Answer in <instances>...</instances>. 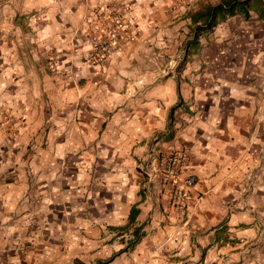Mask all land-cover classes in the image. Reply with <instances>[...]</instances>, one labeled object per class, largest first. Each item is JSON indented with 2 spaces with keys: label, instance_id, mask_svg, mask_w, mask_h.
<instances>
[{
  "label": "crops",
  "instance_id": "obj_1",
  "mask_svg": "<svg viewBox=\"0 0 264 264\" xmlns=\"http://www.w3.org/2000/svg\"><path fill=\"white\" fill-rule=\"evenodd\" d=\"M115 1L138 35L100 69L86 60L90 20ZM220 1L6 0L0 264H264V0L182 62L191 14ZM154 135L188 147L183 211L139 170ZM119 230L127 239L100 253Z\"/></svg>",
  "mask_w": 264,
  "mask_h": 264
},
{
  "label": "built area",
  "instance_id": "obj_2",
  "mask_svg": "<svg viewBox=\"0 0 264 264\" xmlns=\"http://www.w3.org/2000/svg\"><path fill=\"white\" fill-rule=\"evenodd\" d=\"M92 22L94 30L88 34L91 45L87 56L90 65L105 68L111 56L130 45L138 35V23L129 3H109ZM188 159V147L164 146L155 139L146 150L143 167L154 178L170 205L183 211L190 203V193L196 184L194 175L182 176ZM201 196H197L198 201Z\"/></svg>",
  "mask_w": 264,
  "mask_h": 264
},
{
  "label": "trees",
  "instance_id": "obj_3",
  "mask_svg": "<svg viewBox=\"0 0 264 264\" xmlns=\"http://www.w3.org/2000/svg\"><path fill=\"white\" fill-rule=\"evenodd\" d=\"M249 9L250 0H221L216 4H207L201 9L192 13L190 19L193 26L191 28L188 39L185 42V53L183 55L182 62L187 59V56L190 54L191 48L197 49L199 47L198 39L203 32L211 30L218 23H221L230 16L243 13L245 17H248ZM177 106L175 105L171 108V116ZM136 213L137 209L135 207H132L130 220H132ZM132 235L134 237L132 239H129V247L135 245L139 241L140 236L138 235V233H136V231L135 233H132Z\"/></svg>",
  "mask_w": 264,
  "mask_h": 264
},
{
  "label": "rangeland",
  "instance_id": "obj_4",
  "mask_svg": "<svg viewBox=\"0 0 264 264\" xmlns=\"http://www.w3.org/2000/svg\"><path fill=\"white\" fill-rule=\"evenodd\" d=\"M114 4H116V5H119V4H121V3H123V2H113ZM126 3V2H125ZM7 4L8 3H6V0H0V13H2L3 14V16L5 15V16H7L8 14H11L12 13V11H11V7H9V5L7 6ZM109 6L110 4L108 3V4H106V5H102V6H98L99 8H97V9H95L94 10V14H93V18H91V20H90V24L94 21V18H95V16L98 14V12L101 10V9H106L107 7L106 6ZM132 7V6H131ZM133 10V9H132ZM36 18H39V17H37L36 16ZM22 20H23V18L21 19V24L22 25H27V24H24V23H22ZM220 23H218L216 26H218ZM216 26H214L211 30H213ZM129 46V45H128ZM125 49V48H124ZM88 53H89V50L87 51V53H86V60H87V56H88ZM169 60H171V59H169ZM172 60L171 61H169V65L168 66H172ZM165 71H168V67H165V69H164ZM155 139L157 140V139H159L161 142H163V138L160 136V135H154L150 140H149V142L147 143V148L149 147V145L150 144H153L154 142H155ZM147 150V149H146ZM144 157H145V154L143 155V157H142V159H144ZM140 160V162H139V170H140V172H142V174H143V176L146 178V180H148V179H153V180H155L154 178H151L146 172H145V170H144V167H143V161L144 160ZM157 185H158V182H157ZM158 187H159V189H160V186L158 185ZM161 191V190H160ZM201 200V198L198 200V201H200ZM125 232L126 231H122V230H119L118 232H117V236H114L112 239H110L109 240V238L108 237H106L104 240H101L100 242H99V244H98V250H99V252L100 253H107L108 251L110 252V251H112L113 250V248H112V246L113 245H115V244H121V243H123V241H125V239H127V234H125ZM119 235H121V237L119 236ZM123 235V236H122ZM101 259H105L104 257H101ZM90 260V259H89ZM96 260V259H95ZM94 260V261H95ZM8 261V260H7ZM7 264H13V263H9V262H7Z\"/></svg>",
  "mask_w": 264,
  "mask_h": 264
}]
</instances>
